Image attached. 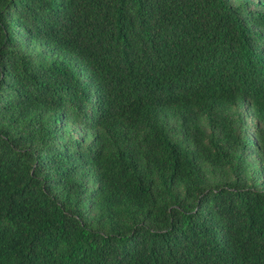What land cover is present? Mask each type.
Here are the masks:
<instances>
[{
    "label": "trees",
    "instance_id": "1",
    "mask_svg": "<svg viewBox=\"0 0 264 264\" xmlns=\"http://www.w3.org/2000/svg\"><path fill=\"white\" fill-rule=\"evenodd\" d=\"M0 264H264V0H0Z\"/></svg>",
    "mask_w": 264,
    "mask_h": 264
}]
</instances>
